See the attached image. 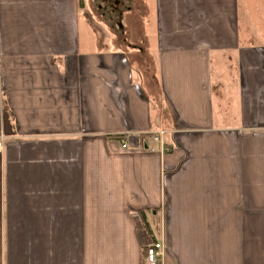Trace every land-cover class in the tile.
Masks as SVG:
<instances>
[{"label": "crops", "instance_id": "0c3cea01", "mask_svg": "<svg viewBox=\"0 0 264 264\" xmlns=\"http://www.w3.org/2000/svg\"><path fill=\"white\" fill-rule=\"evenodd\" d=\"M108 1L0 0V264H264L262 1Z\"/></svg>", "mask_w": 264, "mask_h": 264}, {"label": "built area", "instance_id": "2783aa9c", "mask_svg": "<svg viewBox=\"0 0 264 264\" xmlns=\"http://www.w3.org/2000/svg\"><path fill=\"white\" fill-rule=\"evenodd\" d=\"M164 133H156L150 136V142L146 144L149 151H158L170 153L171 149L163 141ZM125 144V143H124ZM164 246L163 243L155 242L147 249L145 264H163Z\"/></svg>", "mask_w": 264, "mask_h": 264}, {"label": "trees", "instance_id": "16d2710c", "mask_svg": "<svg viewBox=\"0 0 264 264\" xmlns=\"http://www.w3.org/2000/svg\"><path fill=\"white\" fill-rule=\"evenodd\" d=\"M140 215H141L142 225L138 227L137 235L143 250V254H145V259H146L148 247L155 243V234L153 229L147 222L144 213H141Z\"/></svg>", "mask_w": 264, "mask_h": 264}, {"label": "rangeland", "instance_id": "374dc122", "mask_svg": "<svg viewBox=\"0 0 264 264\" xmlns=\"http://www.w3.org/2000/svg\"><path fill=\"white\" fill-rule=\"evenodd\" d=\"M262 1V5L264 6V0H261ZM100 4V8H106V6H107V4H109V5H111V4H113V3H111V2H109L108 0H101V2L99 3ZM90 11V14L92 13V11H91V9L89 10ZM94 11V13H96V15L98 16V17H101V14L100 13H98V10H97V8L95 7V10H93ZM113 19L115 18V17H112ZM94 21H96L97 22V19L94 17ZM110 22L109 21H105V24L107 25V26H109L110 27V24H109ZM106 26V27H107ZM95 27V29L96 30H100L97 26H94ZM106 30H109V31H111V29L110 28H106ZM117 30H118V27L117 26H114V29H112V32H117ZM119 33H120V31H119Z\"/></svg>", "mask_w": 264, "mask_h": 264}]
</instances>
